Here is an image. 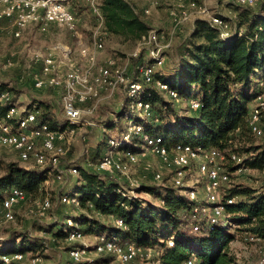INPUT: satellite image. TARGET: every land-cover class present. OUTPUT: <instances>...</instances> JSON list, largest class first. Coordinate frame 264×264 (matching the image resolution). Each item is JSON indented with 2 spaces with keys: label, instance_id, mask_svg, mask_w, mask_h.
I'll return each instance as SVG.
<instances>
[{
  "label": "trees",
  "instance_id": "obj_1",
  "mask_svg": "<svg viewBox=\"0 0 264 264\" xmlns=\"http://www.w3.org/2000/svg\"><path fill=\"white\" fill-rule=\"evenodd\" d=\"M99 2L107 36L136 46L152 29L145 10L130 0ZM219 3L231 8L234 14L226 16L220 11L214 12L231 21L233 30L230 35L224 36L207 19L196 18L184 42L168 54L164 67L155 73V79L168 83L181 99L197 98L201 106L182 108L176 103L179 101L166 98L160 89L149 84L142 95L152 104L150 116H136L126 96L122 105L108 116L104 128L106 131L116 129V150L122 155L141 153L145 149L144 135L161 136L169 147L180 144L193 148H217L227 155L230 151L236 152L244 157V164L259 170L262 176L260 185L238 183L228 192L223 190L226 216L212 223L195 210L204 202V197H186L185 192L190 187L187 184L175 186L171 176L163 178L162 183L141 182L134 195L124 186L126 181L118 176L120 172L109 174L99 170L97 164L111 148L110 139L108 141L104 134L98 145L89 149L95 167L76 165L81 177L72 190L58 197L59 204H65L61 202L65 193L78 197L79 203L72 204L81 210L66 213L48 223L35 221L34 228L51 238L34 235L29 229L10 231L0 238V255L16 252L45 255L49 240L63 244L68 257V250L75 244L65 241L70 228L66 219L73 218L85 234L105 235L156 248L160 251L155 258L159 261L157 264H188L194 256L197 257L196 264H248L237 255L232 243L241 235L245 240L259 238L253 241L264 245V141H255L258 136L253 134L248 122L252 104L263 93L264 0H257L253 5L235 0H219ZM70 7L78 15L79 9L71 3ZM142 57L133 58L134 69L137 70ZM138 77V71L134 72L133 79ZM5 90H9L12 96L0 101V118L10 121L7 112L16 105L17 91L8 80H0V94ZM58 91L61 98L62 91ZM34 105L41 109L39 120L53 129L69 126L65 118L55 117L49 103L34 98L26 108L31 109ZM133 124H140L143 132L135 133L131 129ZM105 146L107 149L103 152ZM225 166L231 175L237 169L231 160ZM0 169V199L15 187L25 190L28 196L38 195L46 191L43 182L47 174L56 171L50 167L27 168L20 159L8 160L2 155ZM185 180H189L188 176ZM198 188H202V182L198 183ZM141 193L150 194L157 202L140 196ZM227 199L233 202L228 203ZM116 219H122L124 226L118 225ZM169 239L173 241L172 246L166 243Z\"/></svg>",
  "mask_w": 264,
  "mask_h": 264
},
{
  "label": "built area",
  "instance_id": "obj_2",
  "mask_svg": "<svg viewBox=\"0 0 264 264\" xmlns=\"http://www.w3.org/2000/svg\"><path fill=\"white\" fill-rule=\"evenodd\" d=\"M72 0H0V21H7L11 25V33L14 38H21L24 31L30 26H38L42 30H48L50 25H55L77 38L80 48L78 51L69 44L57 42L52 46L48 54L39 50L33 52L36 62H42V69L34 75V87L43 89L53 87L60 89L61 102L64 118L69 126L63 129H53L48 123L39 120L41 109L34 105L31 109L19 106L16 102L8 112L6 118H0V156L3 151H14L18 158L27 168L50 167L55 172H49L44 179L46 187L54 180L62 179L64 171L59 168L60 159L67 153V143L76 132L79 124H85V104L90 98L98 97L103 90H114L123 85L130 107L142 117H148L152 113V104L143 97V91L149 84L160 89L164 95L176 101H183L178 92L168 83L155 79V73L164 67L167 61L166 52L172 47V41H163L164 35L152 28L136 44L126 64L122 62L123 57L109 56L104 61L100 59V52L105 47L107 31L105 30V18L100 7L99 0H89V7L97 19V26L91 34L89 42H85V35L79 29V17L71 9ZM185 0H179L182 4ZM240 4L253 5L257 0H235ZM206 0L200 5L199 13L205 14L207 8ZM196 6V2L191 3ZM149 13V10H145ZM191 13L183 11L180 14L172 12V18L176 23L188 21ZM196 18L207 19L212 26L217 27L224 36L232 32V23L215 13L208 17L196 16ZM16 52L12 51L6 57V66L14 64ZM143 55L137 64L138 79L126 74L131 58ZM263 93L256 98L252 104L249 114V126L253 134L264 138V82H261ZM9 90L0 94V101L11 98ZM190 108L197 109L201 102L197 98H191L187 104ZM131 129L135 133L143 132L140 124H133ZM145 149L141 153L126 152L123 155L126 160L116 157L120 154L116 150L117 141L110 139L111 148L102 156L97 164L99 170L109 174L121 172L127 174L129 165L141 161L148 153L156 154L161 162L172 168L171 181L175 186L188 185L190 180H185L187 171L192 166L196 168L201 180H196L192 188L187 189L185 195L191 199H198V183L202 182L204 202L195 207L197 212L207 217L212 223L226 216V205L223 199V187L231 180V172L225 166L231 160L237 165L233 173H259V170L244 164V157L236 152L230 151L227 155L217 148H193L190 145H175L169 147L163 142L161 136H143ZM148 166V165H147ZM65 173L78 175L79 168L76 165L69 166ZM154 179L160 183L163 176L156 173ZM199 181V182H198ZM141 182L131 180L129 193L136 194ZM47 190V189H46ZM28 198L25 190L12 188L0 199V231L10 222L16 221L15 208ZM62 203L78 204V197L65 193L61 197ZM228 203L233 202L227 199ZM53 207L51 194L46 192L36 206L39 217L45 216ZM70 227L65 236L68 244H75L68 250L67 261L60 264H113L116 260L120 264H142L144 259H154L153 263H159L155 258L160 251L153 247H146L135 242L123 241L116 238H108L105 235H95V241L90 244H81L86 234L80 229V224L73 218L66 219ZM120 226H124L122 219H116ZM251 240L259 238L251 237ZM170 246L172 240H166ZM94 253L96 256L91 257ZM104 257L97 262L98 258ZM111 257V260L106 259ZM30 259L32 264H41L43 256L35 252H16L0 255V264H22ZM197 257L194 256L188 264H196ZM258 264H264V251L261 253Z\"/></svg>",
  "mask_w": 264,
  "mask_h": 264
},
{
  "label": "rangeland",
  "instance_id": "obj_3",
  "mask_svg": "<svg viewBox=\"0 0 264 264\" xmlns=\"http://www.w3.org/2000/svg\"><path fill=\"white\" fill-rule=\"evenodd\" d=\"M137 7L149 10L147 16L148 20L152 24V28L158 30L164 35L163 41L171 40L172 47L168 54L174 51L177 45L184 42L192 30V21L196 16L208 17L214 12L220 11L222 14L233 16L234 14L227 11L224 5L219 3V0H206L205 6L207 12L205 14L199 13L200 5H203V0H185L182 4L179 0H130ZM195 1L196 6L191 3ZM77 11L79 17V29L85 35V42H89L91 34L97 26V19L90 11L89 0H74L71 2ZM166 9V11H164ZM191 13V18L188 21L182 23H176L172 18V12L180 14L183 11ZM165 12V13H164ZM163 13L165 16H163ZM159 27V29H157ZM52 32V31H51ZM73 37V38H72ZM87 38V39H86ZM57 42H65L72 46L76 51L80 46L77 43V38L69 34L67 31L57 28L52 33H48V30H42L38 26H33L29 31H24L21 38H13L11 33V25L5 22L0 23V80H8L11 86L16 88L17 102L19 106L27 107L28 104L34 100V98L40 99L51 105L54 115L58 119H63L64 114L62 110V102L60 93L57 88L45 87L43 89H37L34 87V75L36 72H40L41 64L36 62L33 57V52L39 50L44 54H48L53 45ZM135 49V44L121 43L116 37L107 36L105 40V47L103 49L104 57H101V61H104L107 56H120L123 57L122 62L126 64L127 58H130L131 53ZM16 52L14 57V64L12 66H6V57L10 52ZM132 60L130 59L126 74L133 76L134 72H137L132 67ZM168 60V58H167ZM167 62V61H166ZM38 68L37 71H33V68ZM166 68V66H165ZM164 68V69H165ZM126 97V91L123 85H119L114 90H103L98 97L90 98L85 104H82L85 110V124H79L76 128V132L70 137L67 145V153L60 159L59 168L64 171L62 179L52 181L47 187L46 191L41 192L38 195H29L28 198L15 208L16 221L7 223L0 231V238L6 236L10 231L15 229H29L34 235L40 237L51 238L49 234L39 231L34 228L35 221H42L44 223L51 222L56 218L62 217L66 213H77L81 209L78 205L69 203L59 204L58 197L61 193L72 190L74 185L81 177V173L78 175H69L65 173L66 169L71 165H78L88 168H94L95 163L89 156V149L98 145L104 134L108 136V141L111 138L117 136L116 129L109 130L104 128L105 121L108 116H112V112L117 110L123 103ZM168 98L167 95H165ZM191 98H184L183 101L176 102L182 108H187V104ZM136 116L139 114L136 112ZM68 127V126H67ZM255 141L262 142L264 138L255 137ZM106 151L107 147L104 148ZM2 156L8 160H18V154L14 151H3ZM116 157L126 160L125 156L117 154ZM148 165V166H147ZM2 170L0 169V173ZM156 173H160L163 178L172 176V168L164 165L160 158L153 153H148L144 160L137 162L136 164L129 165L127 168V174L119 173L118 176L122 180L126 188H130L131 180L144 183H160L154 179ZM188 186L192 188L196 180H201V176L196 168V165L187 171ZM123 181V182H124ZM198 181V182H199ZM262 181L261 173L250 174L246 173H233L231 180L223 187L225 192L235 184L243 183L254 187L260 185ZM46 192L51 194L53 198L54 208L49 210L48 213L39 217L36 213V206L42 199ZM140 196L157 202L150 194L141 193ZM198 197L203 198L204 192L200 188L197 194ZM187 197V195H186ZM95 241L94 234H86L81 244H90ZM234 251L240 258H243L248 264H258L261 253L264 251V245L259 242H255L250 238L245 240L244 237L238 235L237 240L232 243ZM45 255L41 264H60L67 261V254L65 247L61 243L51 242L48 240L46 248L44 250ZM91 257H95L94 253L90 254ZM154 259L142 261V264H154ZM22 264H32L30 259L25 260ZM113 264H120L114 260ZM156 264V263H155Z\"/></svg>",
  "mask_w": 264,
  "mask_h": 264
},
{
  "label": "crops",
  "instance_id": "obj_4",
  "mask_svg": "<svg viewBox=\"0 0 264 264\" xmlns=\"http://www.w3.org/2000/svg\"><path fill=\"white\" fill-rule=\"evenodd\" d=\"M225 9H227V11H229V12H231V13H233L232 12V10H231V8H229V7H224ZM143 9V8H142ZM164 11H166V9H164ZM165 13V12H164ZM163 13V16H165V14ZM228 16H230V15H228ZM79 17H81V16H79ZM147 18H149L148 16H147ZM196 19V17L193 19V21H192V27H193V24H194V20ZM6 24H8L9 22H5ZM31 27H33V26H30L27 30H25V31H29L30 29H31ZM58 27H56L55 25H50L49 26V29H48V33L50 34V33H52L55 29H57ZM157 29H159V27L157 28ZM52 31V32H51ZM13 36V35H12ZM14 38V37H13ZM87 39V38H86ZM63 43H65V42H63ZM66 44H68V43H66ZM101 57H104V55H103V52L101 51L100 52V58ZM107 57H109V56H107ZM30 58H32V57H30ZM40 64H41V67H40V69H42V62H39ZM37 69L38 68H33V71H37ZM58 93H59V91H57ZM24 164V163H23ZM24 166H25V164H24Z\"/></svg>",
  "mask_w": 264,
  "mask_h": 264
}]
</instances>
